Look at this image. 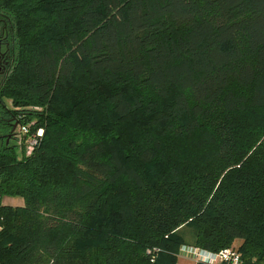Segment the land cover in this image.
Wrapping results in <instances>:
<instances>
[{
  "label": "trees",
  "instance_id": "trees-1",
  "mask_svg": "<svg viewBox=\"0 0 264 264\" xmlns=\"http://www.w3.org/2000/svg\"><path fill=\"white\" fill-rule=\"evenodd\" d=\"M0 36V264H264V0H0Z\"/></svg>",
  "mask_w": 264,
  "mask_h": 264
},
{
  "label": "built area",
  "instance_id": "built-area-1",
  "mask_svg": "<svg viewBox=\"0 0 264 264\" xmlns=\"http://www.w3.org/2000/svg\"><path fill=\"white\" fill-rule=\"evenodd\" d=\"M21 132L25 133L26 128L21 126L19 129ZM41 135V130L38 132ZM29 142V141H28ZM32 142L26 146V150H31ZM184 252H191L192 260H205L212 264H221L225 261H230L232 263L239 262V256L232 249H223L219 252H210L203 249L192 248L188 246H183L180 249L179 255L183 256Z\"/></svg>",
  "mask_w": 264,
  "mask_h": 264
},
{
  "label": "flooded vegetation",
  "instance_id": "flooded-vegetation-1",
  "mask_svg": "<svg viewBox=\"0 0 264 264\" xmlns=\"http://www.w3.org/2000/svg\"><path fill=\"white\" fill-rule=\"evenodd\" d=\"M12 49L8 40L0 36V80L6 76L9 71L11 59H12Z\"/></svg>",
  "mask_w": 264,
  "mask_h": 264
},
{
  "label": "rangeland",
  "instance_id": "rangeland-1",
  "mask_svg": "<svg viewBox=\"0 0 264 264\" xmlns=\"http://www.w3.org/2000/svg\"><path fill=\"white\" fill-rule=\"evenodd\" d=\"M15 203L19 204V203H23V199L20 198V197H10ZM184 257H188L192 260V257H191V252H184L183 256H180L178 257V262L181 261L180 258H184ZM193 261V260H192Z\"/></svg>",
  "mask_w": 264,
  "mask_h": 264
},
{
  "label": "crops",
  "instance_id": "crops-1",
  "mask_svg": "<svg viewBox=\"0 0 264 264\" xmlns=\"http://www.w3.org/2000/svg\"><path fill=\"white\" fill-rule=\"evenodd\" d=\"M180 259L181 261H179L177 264H193V261L188 257H184Z\"/></svg>",
  "mask_w": 264,
  "mask_h": 264
}]
</instances>
